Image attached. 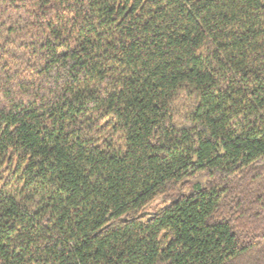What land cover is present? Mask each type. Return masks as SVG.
Listing matches in <instances>:
<instances>
[{"label": "trees", "instance_id": "16d2710c", "mask_svg": "<svg viewBox=\"0 0 264 264\" xmlns=\"http://www.w3.org/2000/svg\"><path fill=\"white\" fill-rule=\"evenodd\" d=\"M0 264H264V0H0Z\"/></svg>", "mask_w": 264, "mask_h": 264}, {"label": "rangeland", "instance_id": "374dc122", "mask_svg": "<svg viewBox=\"0 0 264 264\" xmlns=\"http://www.w3.org/2000/svg\"><path fill=\"white\" fill-rule=\"evenodd\" d=\"M171 201L168 200L166 203H170ZM162 199H158L156 202H154L149 208H148V212H155L157 210V208L162 204ZM165 203V204H166ZM164 205V204H163Z\"/></svg>", "mask_w": 264, "mask_h": 264}]
</instances>
